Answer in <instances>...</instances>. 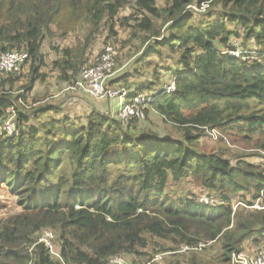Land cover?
<instances>
[{
  "label": "trees",
  "instance_id": "16d2710c",
  "mask_svg": "<svg viewBox=\"0 0 264 264\" xmlns=\"http://www.w3.org/2000/svg\"><path fill=\"white\" fill-rule=\"evenodd\" d=\"M128 6L132 12L120 21L133 22L131 35L142 37L138 50L145 52L139 61L173 55L178 69L169 81L175 88H139L127 74L111 85H126L130 95L159 94L144 118L123 123L93 110L81 125L66 128V120L55 118L28 125L20 103L39 78H46L44 42L86 28V43L62 48L53 61L61 78L73 82L89 63L82 47L105 23L114 32L115 18ZM196 8L203 16L197 17ZM238 39L243 51L235 55ZM0 50L28 51L24 69L28 65L32 75L20 96L0 89V186L19 197L22 208L0 220V264H63L40 241L45 229L56 234L54 249L65 264H108L115 255L158 264L159 254H167L168 264H203L183 254L210 244L187 253L181 248L217 239L227 264L233 252L253 255L244 244L257 248L264 240V0H0ZM2 74L12 85L20 79ZM151 113L182 130L183 139L149 128ZM9 119L17 126L12 135L4 130ZM203 133L225 147L232 146L233 133L246 140L257 136L253 149L263 168L243 160L233 165L221 152H200L196 144ZM186 179L219 197L176 198L169 187ZM238 191H243L240 201L249 207L260 201L263 208L236 212L242 203L232 205ZM206 194L217 203L200 202ZM161 242L172 246L157 250V256L148 252ZM146 255L148 262L141 259Z\"/></svg>",
  "mask_w": 264,
  "mask_h": 264
},
{
  "label": "rangeland",
  "instance_id": "374dc122",
  "mask_svg": "<svg viewBox=\"0 0 264 264\" xmlns=\"http://www.w3.org/2000/svg\"><path fill=\"white\" fill-rule=\"evenodd\" d=\"M193 10L199 12V14H197V17L203 16L204 14V11L198 8ZM131 12H132V8L130 6L121 10L119 15L115 18L114 32L111 31L110 28L111 23H105L100 29V31L93 36V39L90 42V44L88 46L82 47L85 48V56L88 58L87 62H89L98 53H100L107 44L111 43L115 46L118 52L117 60H116L117 67L115 71L117 70L118 73L122 72L123 76L130 74L129 80L132 81L134 85H137L136 83H140L138 85L139 88L151 86V88L154 87L160 91L161 89H163V87L166 88V86L170 85L172 81H169L170 80L169 77L171 78V75L174 73L176 69H178V66L176 62L171 58V56L173 55L165 58H161L160 56H157L155 54L145 59V61H139V59L142 57V55L145 52L144 51L145 48H141L140 50H138L139 45L142 42V37H134L131 35L132 27L129 26V24H132L133 22L123 24L120 21V18L129 16ZM230 24L231 25L229 26L230 28H232L233 24L232 23ZM240 32H242V30ZM86 34H87L86 28H79L75 31L70 30L66 38H58L54 40V42H48V41L44 42L43 53L45 54V61L47 62L46 66L48 71L47 70L44 71L42 69V72L46 74V78L44 80H42V77L39 78L35 82V85L33 87L31 86L30 89L27 91V100L25 101V103L24 104L20 103L19 110L22 111L23 114H25L26 117L28 118V125L39 126L41 123L45 121V118L48 119V117L52 115L50 120H52L53 118L57 120H66L65 126L66 128H68L72 124L74 125L84 124L86 121L85 116L89 115L93 110H96L100 114H105V115H106L105 110H111L106 108V107L110 108L114 104V102H112L109 99L102 100V99L93 98L91 96L88 97L82 96V98H78L74 100L67 99L68 93L71 95L75 93L72 92L71 90L66 89L67 86L71 84L72 81L69 82L67 80L62 79L60 74L59 76L57 74H52L53 69L56 68L54 66H53L54 68L52 67L53 61L61 57V49L67 46H74L78 42H82V46H83V44L86 43L85 42ZM238 40L239 41L237 40L234 41V45L236 46L239 45V50L242 53L243 48L241 46V42L244 41L241 39ZM154 41L155 40H152V42ZM147 44L148 43L144 44L143 47L146 46ZM245 54H247L248 57L250 56H252L251 58L254 57V53L252 52L251 55H249V52ZM168 68L170 69L169 71L167 70ZM35 76L36 75H33V77ZM114 76L115 73H113L107 79L108 85L113 87H125V88L127 87L126 85L123 84L111 85L112 82L116 81L112 79ZM18 77L20 78L19 81L15 85H12L10 83L11 80L9 79V77L0 73V80L5 79L3 80L5 81L3 86H2V82L0 81V89L10 92V95L15 94V96L17 95L20 96L19 93H21L22 90H24L25 92V88L30 86L27 83L29 79L32 77V75L28 73V65L23 70V72L20 75H18ZM37 78L38 77H36L35 80ZM69 101L72 104H70ZM40 107H46L48 108V110H51L53 112H50L49 113L50 115L40 114L42 112H38L39 114L35 113V111ZM117 109H118L117 106H115L114 109H112L113 116H117V111H116ZM150 117H151L152 125H149L148 126L149 128L152 129L155 128L162 135L174 138L175 140L183 139L181 136L183 134V131L178 130L172 123L164 122L160 116L154 113H151ZM39 130L43 132L44 128L40 126ZM40 136H43V133H40ZM228 137L232 145L231 147L218 145L215 143L216 141L215 138H213L208 133L206 134L203 133L201 138L197 141L196 146L197 149L202 153L221 152L223 156L231 160L233 165H236L238 163V160H243L253 165H261V157H257L254 153L256 150L253 149V148H257L256 146L257 136L254 137L252 140H248V139L246 140L239 133L238 134L233 133L231 135H228ZM57 139H59V135L55 137V140ZM230 142H226V143L229 144ZM261 168H263L262 165ZM169 191L172 192L173 196H175L176 198H184L185 196L191 193V197L194 194L193 198H195L196 200L203 193H209L206 189H204L199 185L197 180H193V179H188V180L186 179L182 182H179L178 184H175L174 186H170ZM252 193L253 190L252 192H247L246 197L248 199L251 198ZM209 194L213 195L216 198L219 197L218 193L215 194L209 193ZM242 194L243 191H238L237 195L234 197L232 201L233 206L238 202H242L245 204V205L243 204L238 205L237 208L235 209L236 212H241L244 210V213L246 214L248 211L253 212L255 210H259L249 207V204H247L245 201L244 202L240 201V195ZM18 198L19 197L17 195L12 194L6 186L4 185L0 186V220L8 216H11L13 214L19 213L22 210L21 206L19 205ZM45 230H43L41 234H38V236L42 235ZM50 231L54 232L53 230ZM256 245L257 248L254 246L253 248H251V252L254 251L252 252V254H254L255 252L261 249V247L264 245V240L259 239L258 244ZM171 246L172 245L167 242H161L159 246L150 247L148 249V252L151 253L155 250L154 256H157L159 254L157 253V250L161 248L163 250H166ZM246 251L250 252L249 249H246ZM159 255H162V258L159 257L157 263L168 264V262H163L164 261L163 256L167 254H159ZM183 255L185 256V258H193L194 256H197L198 258L203 260V264H227L225 262L227 261V257L222 248V243L220 239L215 240L213 243L208 245L205 250L201 252L194 254L193 253L183 254ZM146 257L147 255L142 257L141 259L147 261L148 259ZM151 261L152 259H150V262ZM153 263L155 262H152L151 264ZM229 263H231L230 260Z\"/></svg>",
  "mask_w": 264,
  "mask_h": 264
},
{
  "label": "built area",
  "instance_id": "2783aa9c",
  "mask_svg": "<svg viewBox=\"0 0 264 264\" xmlns=\"http://www.w3.org/2000/svg\"><path fill=\"white\" fill-rule=\"evenodd\" d=\"M232 54L239 55L240 50L232 51ZM117 50L111 43L107 44L100 53L92 58L89 63L81 67L78 77L67 86V90H71L75 93H83L97 99H109L114 103H118V117L123 123H127L132 118H144L145 110L150 106V103L158 99L159 94H153L150 92H142L135 95H130L129 90L124 87H111L107 83V79L115 73ZM29 52L22 50H0V73L13 74L15 76L20 75L24 66L29 59ZM175 82L167 86L163 91L170 92L174 89ZM132 98H131V97ZM130 98V99H129ZM101 101V100H100ZM16 122L9 119L5 122L4 130L8 134H14L16 130ZM216 138L217 132H211ZM212 136V137H213ZM213 137V138H214ZM201 202L206 204H212L215 202L213 198L208 196H202ZM255 209H262V205L257 201L251 206ZM56 234L50 229L45 230L40 236V240L45 242L48 251L52 258L58 257L62 261L63 258L58 256V253L54 249V243ZM207 245V243L200 242L199 244L184 246L180 252L187 253L190 250H201ZM232 264H264V247L253 255L246 253L233 252ZM108 264H138L128 261L121 255L112 256L109 259Z\"/></svg>",
  "mask_w": 264,
  "mask_h": 264
},
{
  "label": "crops",
  "instance_id": "0c3cea01",
  "mask_svg": "<svg viewBox=\"0 0 264 264\" xmlns=\"http://www.w3.org/2000/svg\"><path fill=\"white\" fill-rule=\"evenodd\" d=\"M52 67H53V65H52ZM54 68V67H53ZM43 70L45 71V70H47V66H45L44 68H43ZM48 71V70H47ZM52 74H57L58 76H59V74H60V71L58 70V68H54L53 69V72H52ZM122 76H123V74H122V72H119L118 73V71L116 70L115 71V76L112 78L113 80H121V78H122ZM56 78V77H55ZM58 79V78H57ZM115 81V82H116ZM64 85V84H63ZM164 89V88H163ZM131 92H134V91H131ZM67 95V94H66ZM80 96V97H79ZM82 96H85V97H88L87 95H85V94H83V93H73L72 95L71 94H69L68 93V96H67V99H69V100H74V99H78V98H82ZM69 103L70 104H72L70 101H69ZM115 106H117L118 108H119V105H118V103H114L113 104V106H111L110 108L109 107H106V108H108V109H111V110H105V113L106 114H110V113H112L113 111H112V109H114V107ZM46 110V111H45ZM117 111V116H118V109L116 110ZM42 113H40V114H47V115H50L49 113L50 112H53V111H51V110H48V108H44V111H41ZM32 117V116H31ZM51 117H52V115H50L49 117H48V119L47 118H45V120H49L50 121V119H51ZM86 117V116H85ZM84 117V118H85ZM37 127H39V126H37ZM244 246H245V248L246 249H251V248H253V245L252 244H244ZM243 246V247H244ZM250 253H252V252H250ZM247 254V253H246Z\"/></svg>",
  "mask_w": 264,
  "mask_h": 264
},
{
  "label": "clouds",
  "instance_id": "9594fccd",
  "mask_svg": "<svg viewBox=\"0 0 264 264\" xmlns=\"http://www.w3.org/2000/svg\"><path fill=\"white\" fill-rule=\"evenodd\" d=\"M208 197H210V196H208ZM210 198H213V197H210ZM214 199V198H213ZM215 200V199H214ZM200 202H201V199H200ZM203 203V202H202ZM215 203H217V201L215 200V202L214 203H212V204H215ZM206 204V203H205ZM235 210V209H234ZM212 242H214V241H210L209 243H207V244H211Z\"/></svg>",
  "mask_w": 264,
  "mask_h": 264
},
{
  "label": "bare ground",
  "instance_id": "6f19581e",
  "mask_svg": "<svg viewBox=\"0 0 264 264\" xmlns=\"http://www.w3.org/2000/svg\"><path fill=\"white\" fill-rule=\"evenodd\" d=\"M173 82H174V81H173ZM171 84H172V82L170 83V85H171ZM168 86H169V85H168ZM166 87H167V86H166ZM174 88H175V86H174ZM126 89L129 90L128 88H126ZM164 89H165V88H164ZM164 89H163V90H164ZM171 91H172V90H171ZM204 196H208V194H206V195H204ZM240 204H242V203H240ZM240 204H239V205H240ZM243 205H244V204H243ZM40 241H41V240H40ZM195 250H198V249H195Z\"/></svg>",
  "mask_w": 264,
  "mask_h": 264
}]
</instances>
